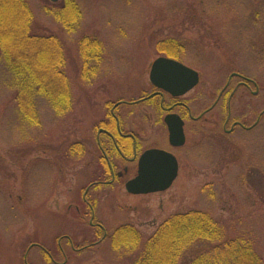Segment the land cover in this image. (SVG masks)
<instances>
[{
    "label": "rangeland",
    "instance_id": "obj_1",
    "mask_svg": "<svg viewBox=\"0 0 264 264\" xmlns=\"http://www.w3.org/2000/svg\"><path fill=\"white\" fill-rule=\"evenodd\" d=\"M79 1L84 11V5L89 2ZM100 1L104 2V8L96 10ZM225 1L227 9L222 6ZM92 2L94 10L85 6L84 17L74 34L66 33L53 18L61 11L64 0H46L44 4H47L50 14L40 13L32 4L34 2L30 3L46 24L43 31L58 34L63 39L64 71L71 83L74 108L66 115L57 116L44 102L45 106L41 109L43 122L36 130L19 125L12 127L11 121L6 122L0 155L5 153V149L25 148L33 143L26 161L42 159L46 162L43 164L48 166L55 162L59 173L54 184L52 169L47 165L36 166L25 176V168L19 166L16 150L15 162L10 156H3L5 162L4 167H0V185L8 188L12 201L10 204L5 201L4 187L0 191V264H52L44 251L27 239L37 229L40 239L52 252L56 250L54 238L62 234L81 244L100 238L96 228L94 235L88 228L92 213L82 204L88 184L97 178L98 168L96 171L93 169L94 153L97 152L95 126L109 103L122 97L136 96L141 89L140 84H143L141 79L148 77L151 65L158 56L175 58L179 52L184 63L200 71L201 79L196 92L203 98L208 96V105L216 100L232 71L242 72L256 80L263 89L259 97L249 92L236 102L235 117L247 114L252 116L250 121H254L258 112L264 109V0H204L210 4L204 7L197 5L202 0ZM133 3L136 5L133 6ZM173 7L175 10L171 11ZM109 11L111 14L120 12L121 18L112 17ZM218 11H230V14L225 17V13L219 14ZM70 15H73L72 11ZM85 33L101 41L106 39V43L111 41L106 46L105 68L100 72L106 76L90 83V86H85L86 82L81 77L85 71L80 38ZM89 46L86 43L84 47ZM1 64L0 92H3L1 73L4 69ZM252 90L256 89L252 87ZM1 94L0 118L4 109L6 113L14 106V103L6 102L3 105ZM5 97H9L8 93ZM225 108L221 104L214 111L213 131L206 128L205 121L192 127L196 139L193 135L187 136V146L180 151L184 158H180L178 177L168 190L147 195L129 194L125 183L136 175L135 171H131L122 179H117L114 186L91 190L89 202L94 207L95 218L92 222L104 224L109 235L120 224L129 222L144 238H148L169 216L203 209L224 226L230 237L242 232L257 236L256 249L264 258V122L260 131H237L228 136L222 128L226 118ZM8 117L15 121L10 113ZM37 137L40 138L36 140ZM62 142L67 143L66 146L83 142L88 147V153L77 163L63 157V162H60V154L54 155L37 147L47 144L48 148L56 149ZM2 148L4 151H1ZM49 189L50 193L45 197ZM28 192L34 197L33 204L41 201L45 207L40 214L41 220L31 215L25 219L26 228L20 229L17 227L23 222L19 219L5 220L3 215L9 206L19 205V199ZM63 218L66 219L62 222ZM16 228L22 231L18 232ZM12 233L13 239L9 235ZM110 244L108 239L79 254L72 252V246L64 241V253H57L56 261L63 262L64 255H67L69 258L65 264H130L128 259L115 260L114 253L108 249Z\"/></svg>",
    "mask_w": 264,
    "mask_h": 264
},
{
    "label": "trees",
    "instance_id": "obj_2",
    "mask_svg": "<svg viewBox=\"0 0 264 264\" xmlns=\"http://www.w3.org/2000/svg\"><path fill=\"white\" fill-rule=\"evenodd\" d=\"M45 1L0 0V62L4 69V73H1L3 76L1 84L3 92L0 93H3L1 94L3 105H6L5 102L7 104L14 103L13 108L7 110L6 113L4 109V114L0 118V142L2 141L6 122L8 121L12 122V127L19 125L32 130L39 128L43 122L41 109L45 106V103L57 116L66 115L74 108L71 83L64 71L66 57L63 39L58 34H49L43 31L46 29L44 28L46 24L40 15L36 14V11L34 12L32 5H30V3L34 2L32 4L35 5V9L39 10L40 13L50 14L46 7L47 4H44ZM87 2L89 4L84 5V11L85 6L91 11L94 10L95 5L92 0H87ZM166 4H168V1ZM134 5L136 4L133 3ZM197 5L204 7L210 4L202 0ZM103 6L104 2L100 1L96 10L99 7L103 9ZM154 6L157 7V4L154 3ZM222 6L225 9L228 8L226 1ZM174 10V7L171 8V11ZM70 11L73 12V15L69 16ZM84 11L79 0H64L61 11L53 15V18L63 27L66 33H76L79 23L84 17ZM213 13L215 14L216 12ZM217 13H225L226 17L230 14V11H218ZM110 15L114 18H121L120 12L110 13ZM66 16L71 21L70 23ZM112 17H110V20ZM174 17L177 16L174 15ZM101 40L91 37L88 33L81 35L80 43L83 47L81 51L83 55L82 66L85 71L81 77L83 78V82H86H84L85 86H90V83H96L99 78L106 76H102L103 74L100 72L105 68L106 46L110 45L111 41L110 43H106V39L105 41ZM86 43H89L90 46L85 48ZM100 82H103V80ZM5 93H8V98L5 97ZM9 113L15 119L14 122L9 119ZM39 138L37 137L36 140ZM66 144L62 142L59 144L60 147L56 149L48 148L47 144H40L37 147L54 155L60 154V162H63V157L66 159L71 158L77 163L88 153V147L83 142H76L70 146H66ZM32 145L33 143L25 146V148L17 147L14 149L16 150L15 154L17 153L18 155L19 166L25 168V176L32 171V168L47 165L43 164L46 162L42 159H38V161L35 159L26 161L28 150L31 151L33 149ZM3 148L1 151H4ZM14 150L5 149V153H1L0 167H4L5 158L3 156L8 155L15 162ZM96 151L94 153V167H92L95 171L98 168L96 173L97 178H94L88 184L87 190L84 192L82 204L87 206L92 213L90 227L88 228L92 231L96 228L98 233L100 232V238L97 241L81 244L75 242L71 236L62 234L57 236L56 239L54 238L56 250L52 252L40 239L37 229L28 235L27 239L32 244H36L34 246L41 248L52 264H65L67 262L69 258H67V255H64L63 262L59 263L56 261V254L64 253L65 249L62 246L64 241L69 242L72 246V252L80 254L91 250V248H95V246L101 244V242L104 243L108 239L111 243L108 249L114 253L115 256L113 257H115V260L127 261L128 259L130 264H264L263 256L256 249L258 245L257 236L249 232H242L230 237L224 226L210 212L203 209L178 212L169 216L148 238H144L142 233L129 222L120 224L115 228L112 235H109V230L104 224L92 222L95 218L93 214L94 207L89 202L91 190L115 185V183H108L110 175L107 172L106 164L97 145ZM25 163L27 164L25 165ZM48 167L52 169L54 176V179L52 177V183L54 184L56 183L55 177L59 173L58 165L55 162H51L50 166L47 165ZM4 187L5 185L1 187L0 191ZM53 188L54 186L51 190ZM3 191L5 193V201L8 200L10 204L12 200L8 188L5 187ZM49 193L50 189L45 197ZM33 198L29 192L28 194H24L19 199V205H14L12 208L8 207V210L3 215V217H6L5 220L13 221L19 219L24 224L25 219L31 217V215H34V219L41 220L40 214H42L45 204L43 205L41 201L33 204ZM65 219L63 218L62 222ZM23 224H19L17 228L21 229L23 227L25 229L26 224L24 226ZM262 225H264V221ZM17 228L16 231H22H19ZM9 235L13 239L14 234ZM92 235H94V231ZM43 239L45 238L43 237Z\"/></svg>",
    "mask_w": 264,
    "mask_h": 264
},
{
    "label": "flooded vegetation",
    "instance_id": "obj_3",
    "mask_svg": "<svg viewBox=\"0 0 264 264\" xmlns=\"http://www.w3.org/2000/svg\"><path fill=\"white\" fill-rule=\"evenodd\" d=\"M160 57L184 64L197 71L201 79L200 71L184 63L180 59L179 52L175 58L158 56L156 59ZM150 73L151 69L147 78L143 76L144 79L146 78L145 81L141 79L145 85L140 84L141 89L136 96L122 97L109 103L110 105L108 104L106 111L96 124V143L110 175L108 183H115L117 179H122L131 171H135L137 175L140 157L151 149H160L173 154L178 160L180 170V158H184L180 155V151L187 146V136L193 135L196 139L195 130L193 131L192 127L205 121L206 128L213 131L214 111L221 104L226 107L224 109L226 118L222 122L226 135H233L237 131L252 132L262 129L264 109L258 112L254 121H250L252 116L247 114L245 117L238 118L234 115L236 102L246 97L249 92L259 97L263 89L256 80L243 75L242 72L232 71L229 74L226 83L211 105L206 104L208 96L203 98V95L197 94L196 88L199 84L185 95L175 96L154 85L150 80ZM252 87L256 90L253 91ZM171 116L179 117L183 121L186 137L183 146L173 145L171 142L167 122ZM113 154L116 156L113 157Z\"/></svg>",
    "mask_w": 264,
    "mask_h": 264
},
{
    "label": "water",
    "instance_id": "obj_4",
    "mask_svg": "<svg viewBox=\"0 0 264 264\" xmlns=\"http://www.w3.org/2000/svg\"><path fill=\"white\" fill-rule=\"evenodd\" d=\"M179 72V73H177ZM152 83L175 96L185 95L200 81L199 73L177 62L160 57L151 67ZM173 145L183 146L186 141L183 121L176 116L167 120ZM179 163L176 157L164 150L151 149L139 159L137 175L127 181L125 189L132 195H147L168 190L177 179Z\"/></svg>",
    "mask_w": 264,
    "mask_h": 264
}]
</instances>
